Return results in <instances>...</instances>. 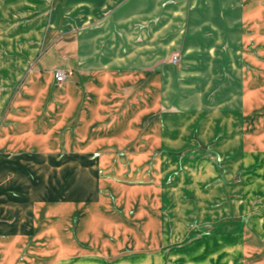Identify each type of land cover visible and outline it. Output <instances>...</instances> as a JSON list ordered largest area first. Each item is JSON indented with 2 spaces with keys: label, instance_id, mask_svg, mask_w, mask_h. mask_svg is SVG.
Wrapping results in <instances>:
<instances>
[{
  "label": "crops",
  "instance_id": "obj_1",
  "mask_svg": "<svg viewBox=\"0 0 264 264\" xmlns=\"http://www.w3.org/2000/svg\"><path fill=\"white\" fill-rule=\"evenodd\" d=\"M259 21H264V0H0V43L14 54L13 68L21 70L7 82L0 77V264H111L109 261L121 257L122 248L128 245L135 250L131 256L161 260L169 255L178 264L179 254L157 250L162 238L150 222L136 227L134 235L127 230L125 237L118 236V243H108L99 250L96 208L114 207L108 198L99 196L85 205L81 197L68 198L61 192L66 190L65 176L60 177L66 174L65 167L56 172L59 192L52 195L50 167L82 165L84 157L92 160L83 155L97 144L93 139L84 142V128L98 124L100 116L106 119L112 110L104 113L105 108H101L100 114L95 108L96 102L104 99L100 85H126L138 78L137 116L143 117L147 110L148 54L157 56L185 37L182 45L187 53H196L190 60L197 62V52L224 53L225 47L221 48L228 37H238L242 45L243 37L251 31L250 53H259L262 49L253 43L260 40ZM49 37L52 39L46 44ZM229 51L240 53L242 48L232 46ZM35 52L40 53L34 59L35 68L25 78L23 89L10 99L3 84H18L14 77L26 72L28 57ZM132 53L137 58L130 56ZM50 55L68 65L56 67L66 72L62 82H57L55 69H48ZM131 68L138 69L137 77L124 71ZM121 96L114 92L108 100L119 102ZM245 96L247 106L253 95L248 91ZM8 101L10 109L3 115ZM244 112L253 113L248 107ZM251 119L249 124L240 122L237 131V138L245 142V154L258 151L260 143L264 145L257 138L254 141L258 132L251 131ZM74 120L72 135L67 126ZM123 199L117 206L129 208ZM79 211L83 215L74 222V213ZM257 215L259 220L247 226L250 233L230 249L232 253L210 254L202 263L188 256L182 264H212L216 256L214 264H264V218ZM110 227L114 232L121 229ZM88 240L89 248L82 250L81 244Z\"/></svg>",
  "mask_w": 264,
  "mask_h": 264
},
{
  "label": "rangeland",
  "instance_id": "obj_2",
  "mask_svg": "<svg viewBox=\"0 0 264 264\" xmlns=\"http://www.w3.org/2000/svg\"><path fill=\"white\" fill-rule=\"evenodd\" d=\"M251 32L243 37L242 45L238 37H228L221 48L225 47L224 53L197 52V62L190 60L196 53H187L182 45L187 40L185 37L179 45L168 46L158 58L148 54L147 110L143 117L137 116L138 78L126 85H100L104 99L96 102L95 108L100 114L101 108H105L104 113L108 108L112 110L107 120L100 116L98 124L84 128V142L93 139L97 144L83 155L92 160L84 157L83 164L77 166L51 165L49 184L53 195L59 188L56 172L65 167L66 174L60 177L65 176L66 190L62 188L61 192L68 198L81 197L84 205L97 196L109 199L114 208H96L99 250L108 243H118V236L125 237L127 230L137 233L136 227L150 222L162 238L157 250L179 254L178 264L188 256L202 263L210 254L225 250L232 253L230 249L250 233L247 226L259 220L257 214L264 218V145L260 143L258 151L245 154V142L237 138L240 122L249 124L253 117L251 131L258 132L253 139L264 141V63L260 62H264V21H259V42H253L262 49L259 53H250L254 39ZM51 39L47 38L45 43ZM238 45L242 52L229 51ZM8 49L0 43L3 82L18 74L17 70L21 71L13 68L14 54ZM37 56L40 53L28 57L26 72L14 77L18 84H3L10 99L25 86V78L35 68ZM130 56L137 58L135 53ZM48 59V69L68 67L64 60L60 63L53 55ZM124 71L138 76L137 68ZM248 91L253 96L246 106L243 101ZM114 92L122 94L118 98L121 101L108 100ZM10 106L8 101L3 115ZM246 107L253 113H245ZM47 118L45 115L44 119ZM67 127L73 135L76 121ZM120 199L129 208H119ZM139 204L140 208H135ZM82 215L81 211L74 213V222H79ZM110 225L121 229L115 233ZM90 243V240L83 241L82 250L88 249ZM130 247L133 246L122 248L125 257L122 255L109 263L148 264L151 260L150 264H174L176 261L172 262L169 255L165 260L131 256L135 250ZM217 258L212 257V264L218 262Z\"/></svg>",
  "mask_w": 264,
  "mask_h": 264
},
{
  "label": "built area",
  "instance_id": "obj_3",
  "mask_svg": "<svg viewBox=\"0 0 264 264\" xmlns=\"http://www.w3.org/2000/svg\"><path fill=\"white\" fill-rule=\"evenodd\" d=\"M175 59H177V56H174ZM55 78L57 82H62L66 78V72L62 69H57L55 71Z\"/></svg>",
  "mask_w": 264,
  "mask_h": 264
},
{
  "label": "bare ground",
  "instance_id": "obj_4",
  "mask_svg": "<svg viewBox=\"0 0 264 264\" xmlns=\"http://www.w3.org/2000/svg\"><path fill=\"white\" fill-rule=\"evenodd\" d=\"M252 115V114H251ZM250 116V115H249ZM166 128V127H165ZM187 141V140H186Z\"/></svg>",
  "mask_w": 264,
  "mask_h": 264
}]
</instances>
